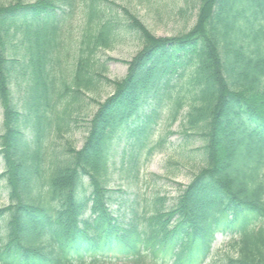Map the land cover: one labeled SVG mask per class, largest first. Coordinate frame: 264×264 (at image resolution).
Returning a JSON list of instances; mask_svg holds the SVG:
<instances>
[{
  "label": "trees",
  "instance_id": "trees-1",
  "mask_svg": "<svg viewBox=\"0 0 264 264\" xmlns=\"http://www.w3.org/2000/svg\"><path fill=\"white\" fill-rule=\"evenodd\" d=\"M179 6L191 25L160 37L115 0H0V264H203L227 232L224 264H264V0ZM127 38L111 83L98 52ZM104 83L82 146L62 144ZM179 119L201 165L166 206L131 182Z\"/></svg>",
  "mask_w": 264,
  "mask_h": 264
},
{
  "label": "rangeland",
  "instance_id": "rangeland-1",
  "mask_svg": "<svg viewBox=\"0 0 264 264\" xmlns=\"http://www.w3.org/2000/svg\"><path fill=\"white\" fill-rule=\"evenodd\" d=\"M32 2L33 0H25ZM191 1V0H190ZM118 4L126 6L147 28H149L156 36L169 37L177 34L187 26L191 25L192 15L191 6L188 10L181 11V0H155L149 5L147 1L138 0H115ZM191 5V3H190ZM189 7V6H188ZM76 18V16L74 17ZM191 20V21H190ZM77 21V20H76ZM76 21L74 24L76 26ZM188 22V24H186ZM139 48L135 38H127L123 42L117 44L113 49L100 50L98 57L100 59L110 60L107 63V72L105 77L111 82H118L123 79L129 59L135 54ZM112 91L110 83H104L99 92L87 93V103L83 105L80 112L79 121L74 124L71 132L63 137V143L70 142L76 149L83 144L86 135V127L92 115L96 111V100H103ZM2 119V111L0 108V124ZM180 119L170 128L167 143L162 146L161 151L155 152L147 159L140 171L138 179L139 183L131 182V190L141 189L146 193L149 191H159L160 196L164 197L165 205H172L174 199L181 190L188 184L193 174L197 172L198 161L185 159V148L180 144L181 141ZM200 145V140L194 146ZM3 168V161L0 157V170ZM111 184L121 186L123 180L119 176V172L114 171ZM130 187V186H129ZM145 191H143L145 193ZM5 191L2 195L5 196ZM132 195V191L130 192ZM6 196L0 199V206L5 205ZM236 239L235 234L216 233L210 246V253L204 264H224L226 256L234 255V251L230 248V243Z\"/></svg>",
  "mask_w": 264,
  "mask_h": 264
}]
</instances>
